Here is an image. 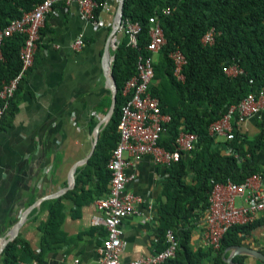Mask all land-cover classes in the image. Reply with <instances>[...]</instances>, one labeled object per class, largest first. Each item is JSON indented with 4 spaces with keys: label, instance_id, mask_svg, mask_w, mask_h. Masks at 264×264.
Returning <instances> with one entry per match:
<instances>
[{
    "label": "crops",
    "instance_id": "crops-1",
    "mask_svg": "<svg viewBox=\"0 0 264 264\" xmlns=\"http://www.w3.org/2000/svg\"><path fill=\"white\" fill-rule=\"evenodd\" d=\"M118 3L108 0L99 15L88 22L81 19L76 5H54L40 30L34 64L10 111L0 120V245L3 240L26 244L30 253H23L17 243L18 261L96 264L99 259L105 230L92 224L97 214L94 202L108 193V161L117 138V129L111 128L116 111V105L112 110L113 87L103 63L108 52L113 55L109 45ZM120 36L117 34L118 39ZM79 37L84 46L76 51L71 44ZM154 60L158 61L157 55ZM263 121L264 114L256 116L241 124L238 131L253 139ZM224 141L216 138L215 148L222 147ZM190 158L191 154H184L185 161ZM126 159L125 172L134 175L126 189L142 202L136 214L122 222L120 264L155 253L160 240L157 210L165 200L167 179L165 168L154 166L149 157ZM256 162L264 169V149ZM186 181H192L190 172ZM76 187L79 190L72 193ZM56 202L62 207L61 225L45 244L42 225L48 207ZM236 205H241L240 199ZM203 217L192 222L189 247L194 252L211 251L203 259L204 264H210L216 252L206 245ZM263 221L264 214L255 220L242 246L264 254ZM227 251L229 256L231 251ZM246 264L261 262L247 256Z\"/></svg>",
    "mask_w": 264,
    "mask_h": 264
},
{
    "label": "trees",
    "instance_id": "trees-1",
    "mask_svg": "<svg viewBox=\"0 0 264 264\" xmlns=\"http://www.w3.org/2000/svg\"><path fill=\"white\" fill-rule=\"evenodd\" d=\"M42 1L0 0V29ZM94 1L98 5L94 10V17H97L108 0ZM163 8H170V15H162ZM154 14L159 16L166 44L157 54L149 89L158 99L161 112L171 117L158 144L173 151L180 132L197 136L189 160L185 161V153H181L178 162L165 167V200L160 202L157 210L160 240L155 244V252L164 249L165 232L172 230L179 248L176 257L167 264H204L203 259L211 251L194 252L189 247V236L194 218L203 215L209 206L213 186L227 180L240 184L254 174L264 177V169L256 162L257 154L264 149V121L253 139L235 130L234 138L224 141L219 148H215L216 137L208 133L209 126L228 108L238 105L248 93L264 87V0H124L122 18L137 22L141 32L136 49L128 46L127 38L122 35L112 53L111 73L117 93L111 128L117 129L119 107L123 103L121 91L126 81L136 74L137 58L140 54H148L145 50L149 43L148 19ZM212 28L218 33L215 42L212 46H203L201 39ZM23 41L22 36L15 35L4 43L0 88L2 82L14 77L20 68L18 52ZM174 50H179L186 59L182 68L183 80L174 76V65L168 57ZM229 66H237L243 73L228 76L224 68ZM9 111L10 108L5 114ZM189 172L191 183L186 181ZM107 179L109 181L110 175ZM77 190L79 187L72 193ZM61 210L57 202L48 207V217L42 225L45 244L61 225ZM254 226V223L232 226L220 240V248L210 264H227V250L242 246ZM17 243L23 247V253H30L26 244L14 241L3 250V264H17L20 258ZM246 259L247 256H236L233 262L246 264Z\"/></svg>",
    "mask_w": 264,
    "mask_h": 264
},
{
    "label": "built area",
    "instance_id": "built-area-1",
    "mask_svg": "<svg viewBox=\"0 0 264 264\" xmlns=\"http://www.w3.org/2000/svg\"><path fill=\"white\" fill-rule=\"evenodd\" d=\"M56 4L66 7L76 5L82 20H94V10L98 7L94 0H43L31 11L23 12L18 19L11 20L0 29V63L5 61L3 55L4 43L15 35L24 38L18 58L20 68L16 75L0 88V120L10 108V104L24 80L27 72L34 64V58L40 40V30L44 26L46 17ZM106 3L103 4V7ZM170 8H163L161 14L170 15ZM149 43L145 50L147 55H139L136 62V74L126 81L121 96L122 105L119 107L117 124V143L110 154L108 170L110 172L109 190L105 197L94 202L97 214L92 218V224L100 225L105 230V238L99 248V259L96 264H120V255L123 247L122 222L127 217L136 214V207L142 202L140 196L127 191V185L134 180V175H128L125 167L128 166V157L131 161L149 157L154 166L163 168L171 163L178 162L181 153H190L197 140L193 133L180 132L174 143V150L161 147L158 142L165 133V126L171 117L163 114L159 101L152 96L150 85L154 78V56L166 44L160 19L157 14L149 17ZM141 26L137 22L123 19L110 39V50L113 53L119 44L117 34L124 35L128 46L136 49ZM218 35L214 28L209 29L201 39L203 46H212ZM84 46L81 37L72 44L73 50H80ZM168 57L174 65V76L183 80L182 68L186 64L184 55L179 50L169 53ZM224 73L235 77L243 71L237 66L224 68ZM252 83V81H250ZM264 114V87L250 92L236 106L228 110L209 128L208 133L216 138L230 141L234 138V131L246 121ZM231 150H229L230 152ZM126 156V157H125ZM263 177L254 174L244 182L236 184L231 180L217 183L213 186L208 198L209 206L203 217L206 245L217 252L220 240L234 225H249L264 214V187ZM241 205H236V200ZM165 247L159 252L138 258L130 264H167L176 257L179 242L172 230H166ZM17 264H28L18 261ZM32 264H37L36 261ZM73 264H80L74 260Z\"/></svg>",
    "mask_w": 264,
    "mask_h": 264
},
{
    "label": "water",
    "instance_id": "water-1",
    "mask_svg": "<svg viewBox=\"0 0 264 264\" xmlns=\"http://www.w3.org/2000/svg\"><path fill=\"white\" fill-rule=\"evenodd\" d=\"M123 4H124V0H119L118 3V7H117V11L115 14V26L113 27V30L111 32V38L114 36L115 34V30L117 28L118 25H120V22L122 20L123 17ZM114 61V56L110 55L108 52V56L107 59H105L104 61V72L106 74V77L109 81H111L112 87H113V96H112V110H114V107L116 105V93H117V88H116V84L114 81V78L112 76L111 73V67H112V62ZM23 219V218H22ZM16 232V229L14 230V234ZM9 243L8 240H3L1 242L0 245V253L2 252V250L4 249V247ZM231 251V254L225 259V262L227 264H242V263H237V262H233V258L235 256L238 255H247V256H251L253 258H255L256 260L260 261L261 263H264V254L256 251V250H252L250 248H247L245 246H237V247H232L229 249Z\"/></svg>",
    "mask_w": 264,
    "mask_h": 264
}]
</instances>
